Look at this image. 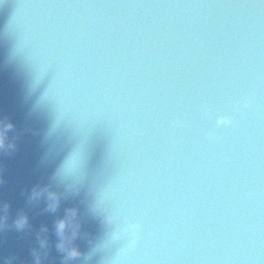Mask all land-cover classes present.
I'll list each match as a JSON object with an SVG mask.
<instances>
[{"label":"water","instance_id":"1","mask_svg":"<svg viewBox=\"0 0 264 264\" xmlns=\"http://www.w3.org/2000/svg\"><path fill=\"white\" fill-rule=\"evenodd\" d=\"M248 74L264 84V5L255 0H0V116L13 123L8 142L16 145L0 153V200L10 204V226L21 211L31 225L6 230L0 264L10 257L34 264L44 225L43 264H63L54 221L66 207L80 209L97 243L107 239L110 226L88 211L100 188L112 206L154 228L159 247L177 256L193 250L177 264H236V250L249 241L264 249V123H257L251 156L259 194L241 203L240 178L212 169L200 183L186 171L193 149L206 169L227 150L203 139L215 118L201 119L195 104L183 128L170 123L182 105L156 115L160 93L223 88ZM173 137L181 141L175 153ZM70 157L84 177L79 194L62 198L56 213L44 211L43 199L29 203L34 185L64 191L53 177ZM77 244L91 259L73 264H103L124 241L103 251L85 239Z\"/></svg>","mask_w":264,"mask_h":264},{"label":"snow or ice","instance_id":"2","mask_svg":"<svg viewBox=\"0 0 264 264\" xmlns=\"http://www.w3.org/2000/svg\"><path fill=\"white\" fill-rule=\"evenodd\" d=\"M255 2L264 5V0H255ZM135 68L142 70L144 65L142 62H137ZM156 104L158 105L156 115L161 118L174 112L178 105L183 106L176 118L170 122L173 127L176 126L175 122L178 119L185 122L183 127L187 126L189 111L186 109L193 104L196 105L201 119L207 121L215 118L214 126L206 131L203 139L211 146H227V150L218 157L213 156L211 167L206 169L198 160L199 151L193 149L191 166L186 168V171L195 173L189 177L190 179L204 183L211 178L212 169H218L225 178L241 179L239 197L241 203H248L257 198L259 193L256 180L251 174V156L257 123H264V84L254 75L248 74L223 88L194 89L192 86H186L179 95L173 93L165 96L160 93ZM220 117H228L231 123L217 126L216 121ZM209 130L214 133L211 138L208 136ZM180 143L181 141L175 137L171 139L173 153L179 151ZM200 147L203 148L204 145ZM211 151L214 153L216 149L212 147ZM171 183L176 184L175 177ZM206 186L211 185L209 183ZM113 208L122 218L138 221L142 225L135 247L131 248L124 257L125 264H177L179 260L189 258L188 252L193 250L185 249L179 256L170 254V249L158 246L157 231L154 228L146 229L143 218L137 217L135 213L125 212L123 205L119 209L115 206ZM129 239L127 234L123 236L124 245ZM195 251L197 253L195 258H203L200 249ZM236 251L238 254L233 258L236 264H255L257 260H264V249H258L250 241L242 243Z\"/></svg>","mask_w":264,"mask_h":264},{"label":"clouds","instance_id":"3","mask_svg":"<svg viewBox=\"0 0 264 264\" xmlns=\"http://www.w3.org/2000/svg\"><path fill=\"white\" fill-rule=\"evenodd\" d=\"M176 126L183 127L184 121L178 119ZM231 123L228 117H220L217 119V126ZM14 128L13 123L6 117L0 116V153L8 152L15 149V143L8 142V132ZM214 133L209 131L208 136L213 137ZM73 157V156H72ZM70 157L56 171L53 179L64 185V191H54L51 185H34L28 195L29 203H38L45 200L46 205L44 211L56 213L61 206V200L68 199L70 196L79 194V185L83 182L84 177L79 172V161H73ZM5 183L3 177V168L0 167V186ZM95 200L89 205V213L101 223L110 226L109 232L106 234L107 239L97 243L95 237L85 228L84 219L78 207H66L64 214L58 216L54 221V232L56 236L55 248L62 254L63 264H73L81 258L84 261L91 259V253H83L77 241L85 239L90 245H94L95 250H106L110 247L111 242L121 241L123 236L127 234L130 239L127 244L119 248L115 257H104L103 264H125L124 257L135 247L141 232L142 225L138 221H132L122 218L113 208L110 202V196L107 188L95 189ZM10 204L0 200V244L4 241V233L9 227H13L18 232H24L30 229L29 216L21 211L17 214L12 225L8 224V211ZM48 227L41 226L37 233L39 249L33 248L32 255L34 264H43V260L48 257L49 239L47 236ZM14 258H7L5 264H13Z\"/></svg>","mask_w":264,"mask_h":264}]
</instances>
